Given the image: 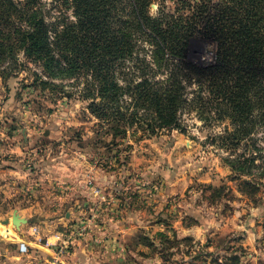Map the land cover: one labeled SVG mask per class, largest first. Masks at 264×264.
I'll return each mask as SVG.
<instances>
[{"label":"rangeland","instance_id":"rangeland-1","mask_svg":"<svg viewBox=\"0 0 264 264\" xmlns=\"http://www.w3.org/2000/svg\"><path fill=\"white\" fill-rule=\"evenodd\" d=\"M200 1L153 0L148 10L189 14L187 4ZM42 7L51 24L73 18L66 0ZM152 49L142 43L141 57L150 60ZM216 51L197 36L188 57L210 64ZM35 70L0 77V264L23 263L19 229L29 224L72 246L100 226L120 230L118 220L122 264H264V185L249 187L260 178L237 176L213 141L228 122L186 107L185 131L119 135L77 96L29 86ZM64 83L63 91L82 87ZM254 141L264 155V129ZM15 213L26 222L14 224Z\"/></svg>","mask_w":264,"mask_h":264},{"label":"trees","instance_id":"trees-1","mask_svg":"<svg viewBox=\"0 0 264 264\" xmlns=\"http://www.w3.org/2000/svg\"><path fill=\"white\" fill-rule=\"evenodd\" d=\"M152 1L66 0L73 18L51 24L43 0H0V77L36 66L29 86L77 96L119 135L185 131L186 107L201 120L228 122L213 141L237 176L260 178L245 181L249 187L264 185L254 141L264 129V0H202L187 4L189 14L157 16ZM197 36L215 44L214 62L189 60ZM142 43L153 48L150 60ZM67 80L81 89L63 91Z\"/></svg>","mask_w":264,"mask_h":264},{"label":"crops","instance_id":"crops-1","mask_svg":"<svg viewBox=\"0 0 264 264\" xmlns=\"http://www.w3.org/2000/svg\"><path fill=\"white\" fill-rule=\"evenodd\" d=\"M121 223V220L115 221L114 227L121 228L111 234L107 225L98 227L93 233L88 232L92 236L82 234L81 238L74 240L75 245L69 246L72 248L67 254L69 256L58 255L55 244L59 241L46 237L38 226L29 224L27 228L21 227L19 230L27 236V239L20 238L19 243V251L25 255L22 264H103L106 259L110 264H122L121 247L126 233H123ZM39 236L41 240L37 239ZM21 242L27 244L26 252L20 250Z\"/></svg>","mask_w":264,"mask_h":264},{"label":"built area","instance_id":"built-area-1","mask_svg":"<svg viewBox=\"0 0 264 264\" xmlns=\"http://www.w3.org/2000/svg\"><path fill=\"white\" fill-rule=\"evenodd\" d=\"M37 239L41 240V237L39 236ZM55 245L57 246V253L58 254L62 255V254L69 253L70 247H69V244L67 241H64L60 244H55ZM20 250L22 252H26L28 250V246L25 242H21Z\"/></svg>","mask_w":264,"mask_h":264},{"label":"water","instance_id":"water-1","mask_svg":"<svg viewBox=\"0 0 264 264\" xmlns=\"http://www.w3.org/2000/svg\"><path fill=\"white\" fill-rule=\"evenodd\" d=\"M13 222H14V224H16V225L19 226L20 223L26 222V219L20 217V215H18L17 213H15L14 216H13Z\"/></svg>","mask_w":264,"mask_h":264}]
</instances>
